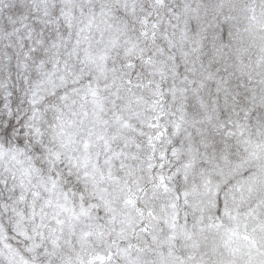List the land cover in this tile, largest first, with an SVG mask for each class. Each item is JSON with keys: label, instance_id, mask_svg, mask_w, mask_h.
Returning a JSON list of instances; mask_svg holds the SVG:
<instances>
[{"label": "snow or ice", "instance_id": "1", "mask_svg": "<svg viewBox=\"0 0 264 264\" xmlns=\"http://www.w3.org/2000/svg\"><path fill=\"white\" fill-rule=\"evenodd\" d=\"M0 264H264V0H0Z\"/></svg>", "mask_w": 264, "mask_h": 264}]
</instances>
